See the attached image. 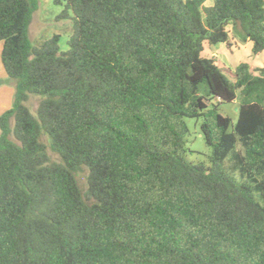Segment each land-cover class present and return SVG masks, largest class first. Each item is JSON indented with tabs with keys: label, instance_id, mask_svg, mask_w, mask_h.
<instances>
[{
	"label": "trees",
	"instance_id": "1",
	"mask_svg": "<svg viewBox=\"0 0 264 264\" xmlns=\"http://www.w3.org/2000/svg\"><path fill=\"white\" fill-rule=\"evenodd\" d=\"M54 2L73 23L66 51L57 33L32 42L39 0H0L15 86L0 113V264H264V66L202 56L228 25L262 52L264 0ZM237 98L234 122L219 104ZM188 117L210 165L187 157Z\"/></svg>",
	"mask_w": 264,
	"mask_h": 264
},
{
	"label": "rangeland",
	"instance_id": "2",
	"mask_svg": "<svg viewBox=\"0 0 264 264\" xmlns=\"http://www.w3.org/2000/svg\"><path fill=\"white\" fill-rule=\"evenodd\" d=\"M213 0H207L206 5H211ZM64 9V5H59L54 0H39L38 8L34 11L33 20L30 25V38L34 44H39L42 40L51 37L53 34H60L59 46L61 51H66L69 47L68 40L73 32V23L69 17H60V13ZM230 39L228 43L210 44L204 42V50L202 56L213 58L216 63L224 68L235 69L242 62H248L250 69L254 74H259L258 69L264 66V50L254 53L251 40H242L234 31L232 25L227 26ZM3 43L0 41V73L7 75L1 61ZM231 77V75H229ZM12 83L2 82L0 79V107L3 99L9 96L14 98L15 89L12 91ZM15 88V86H13ZM40 100V95L30 94L27 104L30 110L35 113ZM239 98L232 102H223L219 104V112L230 116L235 122L239 112ZM214 102H217L214 100ZM1 113V108H0ZM186 122L189 127V133L186 136L187 157L194 162H203L210 165L209 156L211 155V147L207 144L204 133L201 129V119L188 117ZM1 131V130H0ZM42 140L48 146L50 158L55 161H61V156L54 151L49 144L46 136ZM240 142L237 143L235 150H243ZM230 154L224 162L228 171H230L237 179L241 180L240 167L232 159ZM78 182L83 192L88 187V168L82 167L76 172Z\"/></svg>",
	"mask_w": 264,
	"mask_h": 264
},
{
	"label": "crops",
	"instance_id": "3",
	"mask_svg": "<svg viewBox=\"0 0 264 264\" xmlns=\"http://www.w3.org/2000/svg\"><path fill=\"white\" fill-rule=\"evenodd\" d=\"M0 79H1V81L2 82H7V81H9V83H12L9 79H8V76L7 75H5V74H3L2 73V76H1V73H0ZM14 84L12 83V85H11V87H12V91L15 89L14 87ZM12 96V95H11ZM11 96H9L7 99H3V101H1L2 102V105H1V113L2 112H4L6 109H8V108H10L11 107V105H12V102H13V99H12V97Z\"/></svg>",
	"mask_w": 264,
	"mask_h": 264
}]
</instances>
